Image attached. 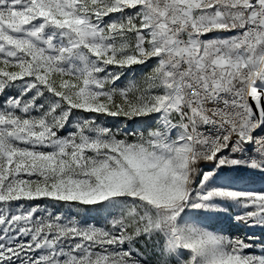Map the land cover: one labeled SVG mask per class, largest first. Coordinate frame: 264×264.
<instances>
[{
  "label": "snow or ice",
  "instance_id": "snow-or-ice-1",
  "mask_svg": "<svg viewBox=\"0 0 264 264\" xmlns=\"http://www.w3.org/2000/svg\"><path fill=\"white\" fill-rule=\"evenodd\" d=\"M0 264H264V0H0Z\"/></svg>",
  "mask_w": 264,
  "mask_h": 264
}]
</instances>
